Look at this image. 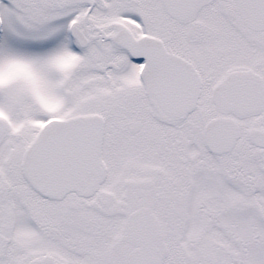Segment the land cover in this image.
<instances>
[{
  "label": "snow or ice",
  "instance_id": "snow-or-ice-1",
  "mask_svg": "<svg viewBox=\"0 0 264 264\" xmlns=\"http://www.w3.org/2000/svg\"><path fill=\"white\" fill-rule=\"evenodd\" d=\"M0 264H264V0H0Z\"/></svg>",
  "mask_w": 264,
  "mask_h": 264
}]
</instances>
